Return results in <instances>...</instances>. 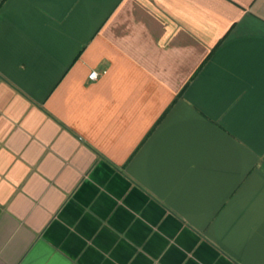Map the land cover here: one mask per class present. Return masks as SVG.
Returning a JSON list of instances; mask_svg holds the SVG:
<instances>
[{"label": "crops", "instance_id": "crops-1", "mask_svg": "<svg viewBox=\"0 0 264 264\" xmlns=\"http://www.w3.org/2000/svg\"><path fill=\"white\" fill-rule=\"evenodd\" d=\"M0 264H264V0H0Z\"/></svg>", "mask_w": 264, "mask_h": 264}, {"label": "built area", "instance_id": "built-area-1", "mask_svg": "<svg viewBox=\"0 0 264 264\" xmlns=\"http://www.w3.org/2000/svg\"><path fill=\"white\" fill-rule=\"evenodd\" d=\"M99 74L96 71H91L88 75V79L94 81L98 78Z\"/></svg>", "mask_w": 264, "mask_h": 264}]
</instances>
